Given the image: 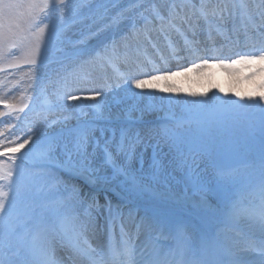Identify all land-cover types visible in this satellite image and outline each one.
Wrapping results in <instances>:
<instances>
[{"label": "rangeland", "instance_id": "1", "mask_svg": "<svg viewBox=\"0 0 264 264\" xmlns=\"http://www.w3.org/2000/svg\"><path fill=\"white\" fill-rule=\"evenodd\" d=\"M226 2L237 6L231 15L217 9V5ZM68 3L69 7L65 9L67 24L61 23L58 12L52 14L51 35L49 30L45 32L46 49L42 45L43 64L39 57L37 66L26 63L25 50L16 47L19 43L16 39L9 40L6 45L4 58L0 60V140L5 144L15 140L18 145L28 136L32 139L15 153L0 149V164L5 169L19 166L33 178L30 186L42 189L56 199L67 200L70 190H74L82 197H96L100 205L110 202L113 208L119 206L121 215L111 236L105 217L101 215L95 226L89 227L80 238L83 246L90 245L98 252L106 251L110 245L119 248L126 238L136 253L141 250L159 253L167 264H189L180 256L217 255L219 245L212 254L204 252L203 247L207 250L209 240L222 239L232 244L230 239L239 237L246 241L233 229L232 222H245L249 231L253 230L252 218L260 213V201L264 199L260 189L264 179V115L255 118L257 110L264 109V101L259 99L260 93L264 92L260 87L264 84V71L219 83L209 82V77L204 74L211 70L208 65L197 69L192 64L200 63L199 57L206 55L222 54L234 59V53L251 52L255 44L252 25L261 22L259 10L264 0H68ZM73 7L80 11L79 15H73ZM156 11L162 20L155 15ZM234 29L240 32L238 42ZM245 31L252 36L247 47ZM101 41L108 42L107 54L100 48ZM149 41L156 50L165 52L157 63L153 62L155 59L144 63L143 57L149 55L148 49L143 50L141 44L145 47ZM170 47L173 48L171 51L168 50ZM81 52L91 55L81 57ZM86 57L90 59L81 63ZM58 60L63 61L59 72L55 70L59 66L54 63ZM257 61L263 62L261 69H264V61ZM209 62L220 63L213 59ZM161 66L172 71L189 67L191 70L182 74L195 70L202 72V76L195 88L172 83L170 85L175 88L170 89L164 80H159L136 89L125 82L128 76L147 79L146 74L151 69ZM83 67L89 71L82 74V78H75L73 74ZM115 77L121 82L115 83ZM96 92L99 95H95ZM66 93L80 99H65ZM198 104L201 113L187 110L185 115L187 108ZM159 115H163L161 120H151ZM183 115V119L208 121H177L175 124L180 127L177 133L166 127L170 119H180ZM81 121L85 124L78 125ZM81 127L89 132L94 142L89 151L94 152L98 182L70 170L69 179L60 177L58 171L53 172L50 167L51 164L59 165L60 161H49L45 156V145L50 137H60L69 129ZM123 134L140 138L135 155L127 160V164L132 173L150 185L143 190L130 187L104 163L106 150L113 152L118 163L125 162L124 156L116 153L115 146ZM45 136V141H40ZM208 137L204 141L206 149L201 148ZM20 150L27 158H35L29 166L31 170L24 169L19 162L16 154ZM204 150L208 155L202 152ZM250 154L255 157L252 159ZM13 156L15 165L12 164ZM235 156L236 161L249 160L254 171L241 167L243 177L234 179L239 175L236 171L220 168L219 178L224 181L213 183L214 189L209 187L211 190L207 189V192H189L178 185V179L184 180V164L194 176L210 184L209 180L215 178V169L222 165V160L227 159L223 161L226 167H239L233 160ZM186 179L189 178L186 176ZM72 184L76 186L72 187ZM83 184L99 193H88ZM248 186L253 189L249 190ZM220 188L225 190L220 191ZM37 189L30 187L27 193H17L11 213H23L20 220H29L28 216L36 213L32 210L36 208V201L42 196V191ZM13 192L15 189L9 192L10 196ZM214 206L219 213H207L202 226L184 221L192 217L194 211H210L209 208ZM146 211L169 215L153 216ZM101 212H104L103 208ZM42 219L52 221L47 214ZM20 220L0 219V259L13 260L17 238L30 230L20 246L30 254L29 258H23V254L19 256L23 264H31L34 246L50 249L56 264H82L58 227L54 229L52 224H38L31 219L22 225ZM121 227L125 237L121 236ZM252 250L246 248V252L252 253Z\"/></svg>", "mask_w": 264, "mask_h": 264}, {"label": "snow or ice", "instance_id": "2", "mask_svg": "<svg viewBox=\"0 0 264 264\" xmlns=\"http://www.w3.org/2000/svg\"><path fill=\"white\" fill-rule=\"evenodd\" d=\"M69 7L68 0H0V60L4 58L6 45L9 40L16 39L19 43L16 47L25 50V62L37 66L38 57L40 63L43 64L42 45L46 49L47 41L45 40V32L49 30L51 35L49 22L54 12L59 13V19L62 24H67L65 9ZM237 7L235 4L224 3L217 5V9L223 13L228 11L231 15L232 9ZM215 11V10H214ZM80 11L73 7V15H79ZM155 15L159 17V11ZM259 16L261 22L259 25L253 23L252 30L255 35V44L251 52L234 53L235 58L231 56H204L199 57L200 63H193L192 67L200 69L205 67L209 59H217L222 67L230 66L224 63L229 60L231 64L251 61L262 60L264 61V4L260 6ZM161 20L162 17H159ZM224 17L222 16L221 19ZM239 41L240 32L234 29ZM245 35V46L252 40V36ZM258 45V47H256ZM100 48L108 52V42L101 41ZM113 52L115 51V42H113ZM90 53L81 52L80 56H90ZM99 56V53H97ZM59 67L55 69L57 72L63 68V61H54ZM191 68L183 67L177 71H172L165 68H153L147 73V79L136 78L135 76H128L125 82L129 87L136 89H143L150 81H167L170 76L182 74L183 72L190 71ZM264 71V69H261ZM261 89H264L262 84ZM168 88L174 89L175 85H168ZM167 90V89H166ZM95 95H99L96 92ZM94 98V97H93ZM65 99L77 100L80 97L71 93H66ZM248 99H252L249 97ZM260 101H264V92L260 93ZM11 107L10 105H6ZM22 111V109H20ZM32 139L28 136L27 139L16 145V141H10L7 144L0 140V149L5 153H15L19 148H23L25 144ZM138 136H131L123 134L121 139L116 142V153L124 156L125 162L118 163L115 155L111 150H106L104 154V163L106 166L112 168L114 175L117 178L123 177L125 183L135 189H141L150 186L142 177L135 175L129 168L127 160L134 157ZM92 141L89 132L84 128L69 129L66 134L60 137H50L45 145V156L51 160H59L60 164H51L50 167L53 172L59 171L60 167H67L71 172L86 174L94 178L97 182V169L94 163V152L89 151L92 146ZM15 145V146H13ZM98 146V142H95ZM12 164L15 165L14 156L11 158ZM158 168L159 165H156ZM33 178L26 174L19 166L9 167L5 169L0 164V219L10 217L11 206L14 196L27 193L30 190V185ZM55 183V180H54ZM15 189L13 195L10 196L9 192ZM262 197H264V179L260 185ZM71 194L66 200L64 198H57L55 206L51 208L53 216L54 229L59 228L62 236L67 239L69 245L74 251L82 264H167L166 260H162L159 253H146L141 250L136 253L134 248L129 245L128 240L124 238L119 248L114 245L108 246L107 250L97 251L90 245L85 247L80 243V238L85 234L89 227H94L98 217L103 215L107 225L109 236L112 235L113 226L119 219L121 212L119 206L113 208L110 202L105 205H100L98 199L94 196L82 197V194L75 193L70 190ZM75 197L74 199L72 197ZM101 208L104 212H101ZM82 210V212H81ZM261 223L264 226V210L260 213ZM121 236L125 237L126 234L121 227ZM31 264H56L53 253L50 249L43 247H33ZM71 258V257H70ZM0 264H15V262L8 258L0 259ZM190 264H202L199 257L194 256Z\"/></svg>", "mask_w": 264, "mask_h": 264}, {"label": "bare ground", "instance_id": "3", "mask_svg": "<svg viewBox=\"0 0 264 264\" xmlns=\"http://www.w3.org/2000/svg\"><path fill=\"white\" fill-rule=\"evenodd\" d=\"M225 61L227 62V64L225 63L226 65L233 66L228 60H225ZM208 63H209L207 64L208 68H210L211 70L208 71V74L207 72H204V74H206V76L209 77L208 78L209 82H219V83H229L231 82L230 81L231 79H237V78L240 79L242 76L245 77L253 73H259L261 72V67L263 65V62L261 61H250L247 63H243L241 65H236V67H229V66L222 67L221 63H216V62H208ZM83 71H86V70H83ZM83 71L79 70L78 72L74 73L73 76L77 79H79V77L82 78ZM201 74L193 70L192 72L184 73L181 75L170 76L168 80L165 81V85L166 87H168V85L172 83H177V84L185 85L189 88L190 87L195 88L197 87L198 82L202 76ZM116 81H118L117 83H119L121 82V79H118ZM88 192L96 195L97 189L89 187ZM261 210H264V208H261ZM252 221L254 223L253 227H251L253 228V230L251 231L244 230V231L247 233L252 232L251 235H257L258 237L264 236V226H262L260 215L253 216ZM243 225H246V224L243 223ZM234 226L238 227V224H234ZM242 229H245V228H242ZM241 241L242 240H239L236 242L233 240L232 243L242 248H246V247L247 248L249 247L257 248V246L255 245V242H252L250 240H247L248 242H241ZM246 255L249 258L251 257L248 253H246Z\"/></svg>", "mask_w": 264, "mask_h": 264}]
</instances>
